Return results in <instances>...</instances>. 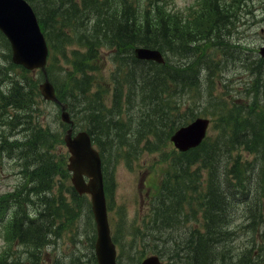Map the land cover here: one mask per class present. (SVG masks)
Segmentation results:
<instances>
[{"label":"trees","instance_id":"1","mask_svg":"<svg viewBox=\"0 0 264 264\" xmlns=\"http://www.w3.org/2000/svg\"><path fill=\"white\" fill-rule=\"evenodd\" d=\"M29 1L39 14L42 28L51 47L52 61L50 60L51 64L48 65V75L54 82L57 80L64 82L66 90L62 85L56 84L59 97L63 101H74L75 106L83 114L85 125L99 145L105 139L106 144L102 150L106 148L110 152L115 144H120L128 135L135 133H139V137L152 134L158 142L163 141L159 133L168 122L171 124L174 119L172 114L179 113L178 107L173 105L172 101V83L185 88L194 87L198 79L207 72L206 66H196L197 63L192 60V57L196 56L193 49L183 46L184 39L182 40L180 34L176 33L178 29L175 28L177 23L173 13L162 7L153 10L155 2L148 4L147 7H152L151 13H148L150 11H147L143 3L138 0ZM213 10L216 20L211 13H205L203 20L216 21L215 25L218 26L220 18H226L227 14L222 7H214ZM0 39L8 43L1 32ZM178 39V45H174L175 40ZM137 44L157 47L167 52L172 50L177 58L186 53L190 61L186 63L179 60L175 63L169 59L164 64H158L154 61L137 59L133 50ZM106 54L116 64L119 62L120 68L127 67L125 75L130 83V93L133 92V99L136 101L134 109L137 110L140 101L144 105L142 110H137L138 127H135V124V126H127L124 133H122L124 124L121 123L120 115L119 118L116 117L120 106L104 114L102 103L88 96L93 86L92 72L101 69L95 62L100 61ZM22 82L13 77L9 71L0 68V101L24 112L26 108L33 107L34 96L32 87ZM116 94L118 97L120 90H117ZM136 96L140 101L136 100ZM12 120L8 116L6 124L9 126ZM231 122L214 141L217 147L209 150L204 142L197 148L178 154L171 161V165L179 168L181 172H186L188 166L198 161L213 171V177L208 185V196L204 195L202 200L207 217L206 231L198 229L190 230L189 233L184 231L177 234L176 238L171 235L172 240L180 237L178 239L183 245L182 249H185V257L193 264H214L216 261L217 264L242 263V257L231 261L224 257L230 254L224 249L225 244L223 245L226 237V227L223 223L229 218L226 207L229 195L232 194L222 187L224 177L220 166L225 167L227 158H223L222 162V156L229 154V147L241 145L259 155L261 163L250 170L254 174L257 172L254 178L250 174L247 175L243 166L239 168L237 165L229 173L235 177L234 180L236 177L240 180L245 176L248 183L256 187L253 194L257 197L264 195V125L255 119L252 113H233ZM20 123L31 125L32 122L28 119ZM27 128L21 143L19 140L16 142L19 143L18 149H24L21 151L24 155L22 158L29 156L33 159L27 172L30 179L27 178V183L17 187L15 192L8 195L10 199H4L1 204L13 206L12 215H15L11 219L10 232L14 236V241L30 247L32 263L40 264V258L43 256L41 250L54 234L58 218H67L73 215V211L66 204L63 196L54 191V177L59 173L60 166L51 158V139L47 137L45 143L36 144V131L28 126ZM28 135H32L30 139L27 138ZM59 135L61 138L62 134ZM5 140L0 138V154L5 150L7 152L11 150ZM35 179L37 182H34ZM186 179L187 177L179 172L173 178L166 179V192L160 206L161 216L156 233L169 232L173 227L181 224L179 221L181 206L186 201L187 191L194 188V185ZM106 185L109 187L108 180ZM247 195L248 192H245L244 196ZM24 206H31L33 211L28 213ZM172 242H169L170 245ZM173 251L179 256V251L174 249ZM92 255L93 260L89 264H96L93 252ZM134 256L132 253V258ZM69 258L68 263L59 259L57 262L85 264L81 255L72 254ZM7 260V257L4 259L0 257V264H6Z\"/></svg>","mask_w":264,"mask_h":264},{"label":"rangeland","instance_id":"2","mask_svg":"<svg viewBox=\"0 0 264 264\" xmlns=\"http://www.w3.org/2000/svg\"><path fill=\"white\" fill-rule=\"evenodd\" d=\"M208 1L211 2L212 0ZM214 1H217L219 7L226 8L228 18L231 17L230 15H233V22L228 26L222 25L221 27V35L228 42L227 44H213L202 48L204 55L207 57L213 56L219 60L218 66L213 61L209 63V60L199 55L192 57V60L197 63L196 66H206L208 72L203 77H200L201 84L199 91L195 90V93H192L190 92L192 87L189 86L182 90L183 95L179 92L176 97L182 103L185 102L186 105L192 106L187 116L188 118L195 115L211 118L213 126L209 129V137L211 138L209 141L213 140L221 125H224L225 117L231 113L230 107L238 108L242 112H245L246 108L251 109V112L259 116L263 115L264 117V57L259 53L260 48L264 46V0ZM155 2L157 3L158 0H155ZM196 3L197 0H162L161 4L162 8L173 13V18L182 24L192 13H196L202 7L209 5L206 0L200 8L191 7ZM187 46L189 48L188 42H186L184 47ZM4 51H7V44L0 39V63L4 66H9V59L3 54ZM170 60L175 63L179 60L187 63L190 61V58L186 53H183L179 58L171 53ZM112 62L114 61L108 55H104L100 61L95 62L97 66L101 67L100 70L94 73L96 78L95 89L98 88L102 92L105 90L110 92L109 96L105 94L102 96L103 101L107 104L113 102V97L111 96L113 85L110 77L111 68H113ZM136 100L140 101V99H137V96ZM120 101L122 103L126 102L124 92ZM135 104L136 101L133 99L132 92L129 97V109L124 106L122 107V111L125 112L124 115L132 120L128 124L129 126L138 123L139 112L137 110L144 108L141 101L137 105V110L134 109ZM44 109V114L51 112L46 107ZM75 109V112L78 114L80 111L76 106ZM224 109H226V112H223ZM7 113L8 110L4 109L0 114V138L6 139L7 146L11 148L9 152L5 150V152L0 154V194L2 193V198L3 193L13 190L14 187L23 181V172L26 167H31L30 164L33 160L28 156L27 161H20L18 154L24 149L17 148L19 143L16 140H19L21 143L25 130L22 126H7ZM174 127L169 126L164 128L162 130L163 137H167ZM125 129L126 127L123 129V133ZM45 130L48 131L47 135L40 132L35 143L41 145L47 141V137L51 139V144L53 145L51 154H55V159L60 166L56 190L63 192L69 200L71 199L70 191L72 188L69 176L64 170V167L67 165V148L63 143H60V136L58 134L60 127L56 126L54 128V126L50 125V128H46ZM151 137L148 140H151ZM135 140L131 141L129 149L123 150L126 157L123 154H115L113 156L111 152L106 155L108 163L113 170L114 181L112 191L108 194L111 230L121 244L126 245L128 251L136 249L137 252L134 253L137 254L142 249L157 250L164 256V260L170 261L172 264H190V261L188 262L185 257V249L180 250L178 256L174 253L168 242L172 239L171 235L175 237L177 234L184 232L180 225L173 227L169 232H153L149 237L136 234L133 237L135 239H133L132 245H129L131 238H128L126 241L124 240V235L128 231L127 229L132 225L141 227L142 231H146V225L151 220L152 209L158 203V196L154 195L167 170V161L175 151L174 145L169 141L161 151H154L157 149V144L154 141L148 144L151 150H146L147 144L145 141L139 142L137 139ZM208 147L210 148L212 145H208ZM238 153H241L239 161L248 160L252 163L254 159L253 154L247 151H238ZM256 174L253 172L252 178ZM200 175L205 177L207 173L206 171H200ZM34 182H37V180L35 179ZM247 188L252 193L256 190V187H252L248 182ZM238 195L237 198L235 193V196L229 199L232 202L227 206L230 220L228 225L231 234H227L223 245L225 244L224 249L229 251L230 254L222 256L228 261L232 259L238 260L242 257V263L240 264H264V233H261L264 232L262 230L264 228V218L263 220L259 219L253 222L250 218L254 211L245 210L243 199L245 197H242L240 193ZM76 207L78 209L77 216L70 221L61 222L50 239V245L46 246L47 248L53 246L51 254L44 255L49 261H53L56 255L68 254L72 249L76 250L75 253L77 254H80L81 250L79 252V249H82L85 255L91 256V241L94 239L95 223L89 211V199L87 197H77ZM186 209L188 211V219L191 222L188 225L189 229L201 226L202 212L200 205L196 201L190 200L186 203ZM258 210L259 208H257ZM260 210H264V202L260 206ZM11 211L9 207L6 211L0 209L1 257L6 254L5 251L10 246L11 237H9L7 229L8 215ZM157 224L158 221L152 223L154 230L157 229ZM260 245H263L261 250H259ZM13 249H15V246L10 248L6 254L8 257L12 254ZM22 251H25V246H23ZM46 252L49 253V251ZM134 259L131 264H135ZM53 264L59 263L55 259ZM214 264H217V261Z\"/></svg>","mask_w":264,"mask_h":264},{"label":"water","instance_id":"3","mask_svg":"<svg viewBox=\"0 0 264 264\" xmlns=\"http://www.w3.org/2000/svg\"><path fill=\"white\" fill-rule=\"evenodd\" d=\"M0 29L7 35L13 50V59L28 67H44L47 47L44 35L40 30L32 8L24 0H0ZM264 54V48L262 49ZM137 56L141 58L162 60L161 53L148 48H137ZM48 98H55L54 88L46 81L41 86ZM63 118L70 121L66 112ZM209 120L197 118L190 124L181 127L172 136L176 145L185 150L198 145L206 133ZM66 142L72 155L69 169L72 170V180L79 193L88 192L91 195L92 210L97 225L96 253L99 264H116V250L110 235L107 217L101 157L92 148L87 132L81 131L72 137L71 129L66 135ZM84 175L89 177L86 182ZM141 264H161L157 256L145 258Z\"/></svg>","mask_w":264,"mask_h":264}]
</instances>
